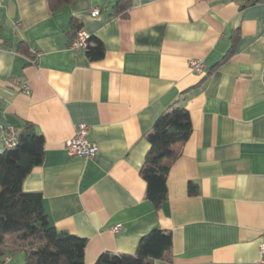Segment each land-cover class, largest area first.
Segmentation results:
<instances>
[{
    "label": "crops",
    "instance_id": "obj_1",
    "mask_svg": "<svg viewBox=\"0 0 264 264\" xmlns=\"http://www.w3.org/2000/svg\"><path fill=\"white\" fill-rule=\"evenodd\" d=\"M120 1L73 0L51 10L48 0H0V152L8 128L18 134L30 123L44 136L43 164L23 188L42 194L59 231L87 240L85 264L103 253L134 255L155 228L173 238L169 260L155 264H257L264 0H128L116 14ZM73 21L103 42V59L70 48ZM194 59L206 73L193 71ZM175 103L189 111L192 133L174 146L168 199L156 208L141 175L145 135ZM80 123L99 150L87 160L65 148ZM9 258L4 264L26 262L24 253Z\"/></svg>",
    "mask_w": 264,
    "mask_h": 264
},
{
    "label": "trees",
    "instance_id": "obj_2",
    "mask_svg": "<svg viewBox=\"0 0 264 264\" xmlns=\"http://www.w3.org/2000/svg\"><path fill=\"white\" fill-rule=\"evenodd\" d=\"M72 1L48 0L51 10ZM130 6V1L122 0L114 10L116 14H123ZM72 29L76 32L75 38L82 28L73 21ZM237 38L238 35L233 37V44ZM20 46V50L27 54L24 44ZM85 52L91 60L98 61L103 59L105 47L98 38L90 36ZM231 54L218 64L227 61ZM191 133L189 111L175 103L159 116L145 135L150 148L141 175L147 185L146 197L156 208L168 199L169 172L179 157L174 146L187 142ZM17 136L19 142L15 148L0 152V264L19 253L26 255L25 264H85L87 240L59 231L46 213L42 194L27 192L23 188L28 175L43 164L44 136L30 123ZM189 194H198V186L194 183L189 185ZM172 247L171 233L155 228L140 239L134 255L103 253L94 264H155L158 260H169Z\"/></svg>",
    "mask_w": 264,
    "mask_h": 264
},
{
    "label": "built area",
    "instance_id": "obj_3",
    "mask_svg": "<svg viewBox=\"0 0 264 264\" xmlns=\"http://www.w3.org/2000/svg\"><path fill=\"white\" fill-rule=\"evenodd\" d=\"M90 14L93 18H96L100 15V10L98 8H95L91 11ZM89 38L90 36L87 34V32L83 29H80L76 37L72 40L70 48L74 50H85L87 48ZM190 65L194 72L198 74L206 73L207 66L203 61L194 59L190 62ZM17 84L19 83L17 82ZM21 91L29 94L30 87L28 86V84H23L21 86ZM89 132L90 126L86 123H80L76 126V134L74 138L68 140L65 143V148L69 156L79 157L87 160L95 157L98 154L99 150L97 145L93 144L88 139ZM18 142L17 132L13 128H8L6 136L4 138L5 148H15ZM119 227L120 226H118L116 229L118 230ZM9 259L10 258H6V260ZM257 264H264V243L261 246V257Z\"/></svg>",
    "mask_w": 264,
    "mask_h": 264
}]
</instances>
